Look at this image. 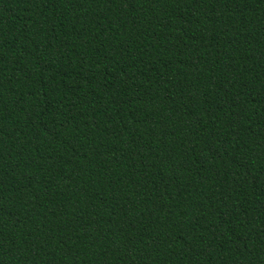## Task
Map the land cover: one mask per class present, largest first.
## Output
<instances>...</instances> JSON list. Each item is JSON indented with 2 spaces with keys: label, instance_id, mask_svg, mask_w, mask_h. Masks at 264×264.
I'll use <instances>...</instances> for the list:
<instances>
[{
  "label": "trees",
  "instance_id": "trees-1",
  "mask_svg": "<svg viewBox=\"0 0 264 264\" xmlns=\"http://www.w3.org/2000/svg\"><path fill=\"white\" fill-rule=\"evenodd\" d=\"M0 264H264V0H0Z\"/></svg>",
  "mask_w": 264,
  "mask_h": 264
}]
</instances>
